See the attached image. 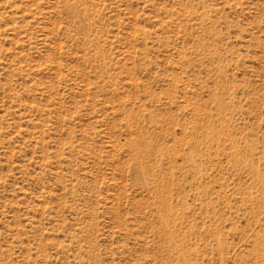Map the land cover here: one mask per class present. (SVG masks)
Wrapping results in <instances>:
<instances>
[{"label": "rangeland", "instance_id": "rangeland-1", "mask_svg": "<svg viewBox=\"0 0 264 264\" xmlns=\"http://www.w3.org/2000/svg\"><path fill=\"white\" fill-rule=\"evenodd\" d=\"M0 264H264V0H0Z\"/></svg>", "mask_w": 264, "mask_h": 264}]
</instances>
